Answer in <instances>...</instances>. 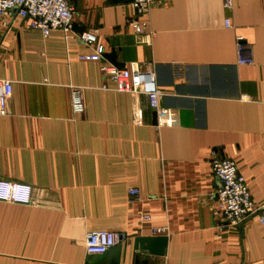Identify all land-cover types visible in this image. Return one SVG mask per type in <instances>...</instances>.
I'll return each instance as SVG.
<instances>
[{
	"label": "crops",
	"instance_id": "0c3cea01",
	"mask_svg": "<svg viewBox=\"0 0 264 264\" xmlns=\"http://www.w3.org/2000/svg\"><path fill=\"white\" fill-rule=\"evenodd\" d=\"M71 2L70 33L44 37L23 17H0V78L13 82L0 179L33 187L32 203L0 201V264H135L144 236L168 237L166 254L148 264H264V0L155 2L151 43L130 23L132 0ZM82 28L96 29L122 67L153 68L168 113L143 93L116 91L101 62L81 60L95 50L78 39ZM238 35L253 64L238 63ZM213 151L236 162L261 207L240 226L214 216ZM95 230L127 239L89 255Z\"/></svg>",
	"mask_w": 264,
	"mask_h": 264
},
{
	"label": "built area",
	"instance_id": "2783aa9c",
	"mask_svg": "<svg viewBox=\"0 0 264 264\" xmlns=\"http://www.w3.org/2000/svg\"><path fill=\"white\" fill-rule=\"evenodd\" d=\"M159 1L162 0H132L136 15L130 23L136 34L142 36L146 43H151L153 38V33L148 31L146 16L151 6ZM231 5L232 0H225L226 7L229 8ZM7 13H14L27 19L30 27L42 31L44 37H48L55 30L67 33L74 31V5L71 0H0V17ZM225 25L231 26L230 19L226 18ZM76 35L82 43L95 47L94 52L81 54L79 58L101 62V72L113 81L116 91L143 93L147 96L150 108L157 114L168 113V107L161 103L163 92L158 85L153 68H121L106 60L104 57L106 48L99 42L96 29H84ZM244 40L241 35L236 37L238 63L253 64L255 60L252 47ZM12 94L13 82L0 78V115L5 113ZM244 98L248 96L245 95ZM71 100L73 111L78 114L83 113L85 105L78 89L72 90ZM210 164L212 173L218 181L212 193L215 218L225 225L240 226L249 218L259 214L261 207L256 204L248 182L239 171L236 162L232 158L220 156L213 151ZM129 193L137 196L139 190L133 187L129 189ZM0 201L32 203L33 187L26 182L0 179ZM259 220L264 224V213H260ZM155 231L163 232L164 229H155ZM126 239L125 233L95 230L87 233L85 247L89 255H103Z\"/></svg>",
	"mask_w": 264,
	"mask_h": 264
},
{
	"label": "water",
	"instance_id": "95a60500",
	"mask_svg": "<svg viewBox=\"0 0 264 264\" xmlns=\"http://www.w3.org/2000/svg\"><path fill=\"white\" fill-rule=\"evenodd\" d=\"M77 26L78 25L74 23V28H76ZM83 30L84 28L81 29V31ZM104 57L111 63L123 68V65L116 59L115 51L104 53ZM167 245V236L137 237V239L135 240V264H148L149 255L164 256L167 252Z\"/></svg>",
	"mask_w": 264,
	"mask_h": 264
}]
</instances>
